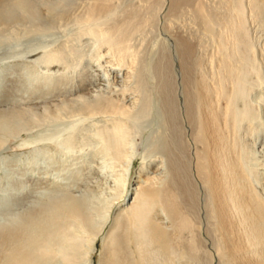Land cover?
<instances>
[{
	"label": "bare ground",
	"instance_id": "bare-ground-1",
	"mask_svg": "<svg viewBox=\"0 0 264 264\" xmlns=\"http://www.w3.org/2000/svg\"><path fill=\"white\" fill-rule=\"evenodd\" d=\"M247 1L257 15L264 13V0ZM245 3L0 0V60L24 56L54 68L67 67L71 56L79 60L90 54L100 63L94 69L96 81L74 90L69 98L38 99L37 104L21 106L2 100L0 151L13 144L55 141L49 131L54 122L70 118L102 121L94 132L99 148L106 161L120 165L121 173L117 168L114 171L119 175L115 180L125 188L121 192L125 205L99 226L92 222L83 196L68 192L71 189L33 200L17 198L29 206L5 217L0 225V264H95L100 238L103 247L98 264H264V200L245 168L238 139L240 124L249 111L242 102L240 68L233 61L239 46H249ZM162 11L163 47L179 53L183 61V98L171 74L172 65L155 68L159 83L151 92L158 95L163 109L164 130L156 147L161 155L142 156L140 179L129 193L127 183L136 156L129 146L133 122L138 121V107L149 114L152 104L143 97L149 72L139 65L140 48L132 42L146 33ZM183 13H191L204 24L209 44L180 24ZM208 46L222 53L213 82L196 58V52ZM196 70L199 74L192 80ZM228 84L234 87L231 92Z\"/></svg>",
	"mask_w": 264,
	"mask_h": 264
},
{
	"label": "rangeland",
	"instance_id": "rangeland-1",
	"mask_svg": "<svg viewBox=\"0 0 264 264\" xmlns=\"http://www.w3.org/2000/svg\"><path fill=\"white\" fill-rule=\"evenodd\" d=\"M209 1L215 3L219 0ZM245 2L248 3L247 0H245ZM248 6L249 3L246 4L245 18L247 21L246 28L248 30L249 46H239L240 48H237L238 51H234V55L237 54V57L235 56L233 60L240 64L238 65L234 62L237 70L239 68L241 69L238 70V78L241 86L243 85L241 87L243 92L242 102L249 109L246 117L240 124L238 139L239 148L243 152L242 155L244 154L243 161L245 168L253 186L255 188L257 187L256 190L258 195L264 200V13L257 15V13H255L252 8L251 10L250 6ZM254 13L257 15V17L255 15L256 18L253 16ZM160 15L153 24L147 27L144 35H137V39L142 37L141 40L144 42L143 44H141L142 41L139 39H134L132 42H136L134 45L137 49L140 48L139 65L145 68V71L149 72L144 79L146 88L148 89L143 97H146L145 100L149 99L148 102L150 101L152 104L149 103L151 107H148L147 112H149V114L142 113V109L138 107L137 111L139 114L136 117V120L138 121L133 122L132 127L135 131H132L130 134L132 137L129 135V138L131 137V141L129 139V142H131L129 145L130 150L136 152L135 164L132 168L129 183H127L129 193L133 191V187L137 185L138 180L140 179L139 169L143 163L142 156L146 155L147 157H150L154 156V154L157 156L161 155L156 147L159 145L158 142H160L159 136L162 130H164L162 129L161 124L163 109L158 99V95H156L154 91V94L151 92V87L159 83V77L157 78L154 74L155 68L172 65L171 74L174 76V82L180 86L178 88V94L181 96V99L183 98L182 90L186 81L181 55L175 51L172 52L164 48L165 45L162 28L163 11ZM182 15L180 24H184V27L187 25L185 27L186 29H191L194 34L202 37L203 40L209 44L210 37L208 36L209 34L207 33L204 24L196 20L191 13H183ZM196 31H198V33ZM63 32L64 31H62V33ZM64 37H66V35L61 38V41ZM137 41L141 44L140 46ZM213 48L214 47L208 46L205 48L206 50L202 49L201 51L199 50L196 52V58L200 62L199 67L201 66L204 69L211 82H213L218 76L219 64L222 58V53ZM93 53L94 52H92V54ZM87 55H84L82 59H79L80 63H78V58L74 59V57L71 56L72 59L69 57V61H67L68 59L66 60L68 62V65H66L67 67H65V65L62 66V64L61 66L54 65V68H48L43 62H30L31 58L28 57L29 59H27V57L24 56L8 59L4 58L3 60H0V89L3 90H0V104L3 100V102L5 101L7 104L10 102L8 105L17 104V106H21L22 104H29L30 102V104H37L40 102L38 99L48 101L47 99L50 98L49 100L56 101L62 98H69L68 96L71 97L75 91L80 90L82 85L87 86V83L90 85V82L93 83L97 79L96 74H94V69L100 67V63L95 57L92 58L90 54ZM246 57L249 58L247 59ZM196 71L190 76L192 80H194L196 75L199 74V70ZM10 80L11 83L9 82ZM227 89L231 92L234 90V87H232L231 84H228ZM62 93H64V95H61ZM31 94L32 96H30ZM55 96L57 98H54ZM145 100L143 99L141 102ZM141 102L139 103V106L143 105ZM221 104L224 105L223 100L221 101ZM144 116H146V118H144ZM102 125V121L99 123L88 119L79 120L73 118H70L64 123L54 122V124L50 126L49 131L56 136L55 141H44L32 145L17 146L18 148L13 144L10 148L0 151V225L5 221V217L7 218V216L9 217L12 213L18 212V210H23L24 207L29 206L25 202V204L21 201L18 202L17 198L25 197L26 199L33 200V198H39L46 194H61L62 192H65V190L67 192L68 189H71L68 192L74 194L77 193L76 195L83 196L84 204L86 203V210L90 217H92L91 220L96 226L105 223V220L107 218L109 219L110 215L112 216L119 206L122 204L124 206L125 202L121 201V192L125 188L122 181L119 182L118 179L115 180V176L118 177L119 175L117 176L115 175L116 173H114L116 168L118 171L117 173H121L120 165H115V163H113L114 167L111 160L109 161L107 159L108 162L106 161V158L99 148V138L96 133H94L97 131L98 126L101 127ZM94 129L95 131H93ZM103 157L105 158V161ZM107 167H112L111 170L113 171L108 170ZM57 190L60 192L57 193ZM128 198L129 196L127 197L126 202L128 201ZM9 200L11 202L14 201L12 203L14 206ZM102 243L103 240L100 238L97 242V250L94 252L95 264H98L100 251L103 247Z\"/></svg>",
	"mask_w": 264,
	"mask_h": 264
}]
</instances>
